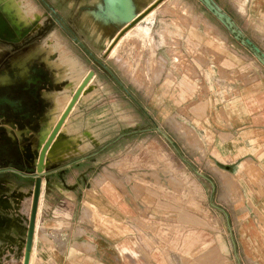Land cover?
Listing matches in <instances>:
<instances>
[{
	"label": "crops",
	"instance_id": "crops-1",
	"mask_svg": "<svg viewBox=\"0 0 264 264\" xmlns=\"http://www.w3.org/2000/svg\"><path fill=\"white\" fill-rule=\"evenodd\" d=\"M212 1L264 52V0ZM65 2L45 96L91 79L45 156L29 264H264V65L201 0H163L119 41L104 0ZM2 239L14 264L25 237Z\"/></svg>",
	"mask_w": 264,
	"mask_h": 264
},
{
	"label": "flooded vegetation",
	"instance_id": "flooded-vegetation-1",
	"mask_svg": "<svg viewBox=\"0 0 264 264\" xmlns=\"http://www.w3.org/2000/svg\"><path fill=\"white\" fill-rule=\"evenodd\" d=\"M43 4L52 12L53 20L35 33L31 28L23 29L10 22L0 5V47L5 48L0 50V100L10 103H0V176L9 171L8 176L15 178H35L21 152L29 144L27 138L40 134L47 115L56 105L45 94L60 92L45 66V55L30 54L32 45L48 38L59 20L52 6L45 1ZM88 8L86 5L81 9L85 13ZM17 134L23 137L21 141Z\"/></svg>",
	"mask_w": 264,
	"mask_h": 264
},
{
	"label": "rangeland",
	"instance_id": "rangeland-1",
	"mask_svg": "<svg viewBox=\"0 0 264 264\" xmlns=\"http://www.w3.org/2000/svg\"><path fill=\"white\" fill-rule=\"evenodd\" d=\"M43 1H45L46 4L47 3L50 4L51 6L52 4L54 3L56 4L58 2V0H0V5L3 12H5V16L8 18L10 22L11 21L16 22V24L23 29L31 28L33 29V33H35L39 30V27H42L43 25L47 24V22H50V20H53L52 12L48 10L45 4H43ZM61 2L64 4L66 3L65 0H61ZM45 47L48 48V52L52 51L53 53V55L51 56L52 60H57L56 56H58L57 58H59L60 56L59 63L64 62L69 57L68 54L66 53L67 52L66 47H64V45L61 44L59 34L56 31H52L51 35L48 36V38H46L45 40L43 38L40 40V42H37L36 44L32 45L30 54L32 53H35L37 55L41 53L43 54L44 52H46ZM4 49L5 48L0 47V50H4ZM248 52L250 54H253V52L250 50H248ZM63 97L64 96L61 97L60 95H56L55 102L57 103L55 107L47 115L45 119L46 121L43 123V128L40 134L35 136L34 138L35 140L33 141V149L35 147L39 148V142L43 141L47 143L50 140V137L54 129L57 127V125L61 121L60 119L62 118L68 107L70 106V103L72 102L71 98H68L67 96V99H65ZM60 99L61 102H58ZM154 129H155L154 125L151 126L149 124L150 135L155 137L156 139L158 138V134L155 132ZM35 166H36V162H35ZM35 166L32 167L33 171H36ZM9 187L13 188L10 194L7 192ZM34 188H35L34 181L25 180V179L21 181V179L19 178L16 179L15 177L12 176H0V189L4 192L3 193L4 195L8 196V198L14 203V205H17L18 203L17 201L22 197L19 205L20 207L18 209L15 208L16 210H18L19 213H22V208L26 210L27 208L32 207ZM12 202L10 203L3 202L2 206L3 205L5 207L8 206V208L14 209ZM18 217L22 222L21 227L24 228L18 229L13 233L17 237L10 238L9 244L12 246L22 247L24 242V247H25V241L28 235L27 228L29 225V221H27V217H23L21 215H19ZM24 222L25 225L23 224ZM21 231H22V236L25 237V240L23 239L24 240L23 242L21 241ZM6 244H7L6 242L2 243V241H0V254L3 252L4 245ZM13 249L14 251L12 253L10 252V254L11 256H13L12 258L16 260L14 264H23L25 251L22 250L18 251L16 248Z\"/></svg>",
	"mask_w": 264,
	"mask_h": 264
},
{
	"label": "water",
	"instance_id": "water-1",
	"mask_svg": "<svg viewBox=\"0 0 264 264\" xmlns=\"http://www.w3.org/2000/svg\"><path fill=\"white\" fill-rule=\"evenodd\" d=\"M108 6L109 9L111 10V14L117 18H120L122 21V24L124 23L126 25V28L121 32L119 38L116 41H119L124 34H126L128 31L133 29L137 24L141 22L142 19H144L149 13H151L156 7L163 1L159 0L157 4L152 6L150 9L146 10L144 13L141 14L140 17L137 16V13L133 11L131 7H129L128 0H104ZM204 6L208 9V11L213 15V17L217 18V20L225 26V28L228 30V32L233 35V37L241 43L246 49L250 50L253 52L254 56L264 65V54L261 51V49L252 41L247 39L244 34L234 25L233 21L229 16H227L223 11L221 10L220 7H218L214 1L212 0H201ZM115 45V44H114ZM113 45V46H114ZM91 79L89 76L87 80H85L84 84L82 87L78 90V92L74 95L72 98V102L70 103V106L60 119L61 121L57 125V127L54 129L50 140L46 143L42 151L39 153L38 151L33 150V141L35 140L34 135L31 139L27 138V142L29 143L27 146H24L21 152V155L23 157V160H25L31 167L30 170L32 173L36 176V182H35V188H34V197H33V203H32V208H31V218L29 220V225H28V235L27 239L25 241V256H24V263L23 264H29L30 258H31V253L33 251V240H34V235H35V224H36V218H37V209L39 205V200L41 196V186H42V178L46 176L43 170V166L45 164L46 160V154L50 147L52 146L54 140L56 139L55 137L59 133L60 129L66 122L67 117L69 116L71 110L75 106V104L78 102V98L80 95L83 93L85 88L88 86V82ZM35 83V79L32 81ZM1 104L8 103L6 100H0ZM10 104V103H8ZM2 113H5L4 110H1ZM23 138V137H22ZM32 140V141H31ZM39 159V165L40 167L35 171H33L32 167L35 166L36 160ZM35 172V173H34ZM26 178V176H24ZM3 197L8 198V196L3 194ZM20 204V203H19ZM12 210L10 209L8 213H4L0 210V236L10 233L11 235H14L13 233L17 231L18 229H23L21 227L22 222L20 218L18 217V223L19 226L16 228L11 227L12 223ZM11 215V216H10ZM19 216V215H18ZM20 232V231H19ZM11 253L14 251L13 247H10ZM3 256V254H1ZM0 255V256H1Z\"/></svg>",
	"mask_w": 264,
	"mask_h": 264
},
{
	"label": "bare ground",
	"instance_id": "bare-ground-1",
	"mask_svg": "<svg viewBox=\"0 0 264 264\" xmlns=\"http://www.w3.org/2000/svg\"><path fill=\"white\" fill-rule=\"evenodd\" d=\"M65 65V64H64ZM72 72V71H71ZM57 101V100H56ZM58 102H61V99L58 101ZM61 104V103H60ZM61 108V107H60ZM12 190L11 189H9L8 188V190H7V192L10 194V192H11ZM3 193L4 192H2V190L0 189V210L2 211V212H4V213H8V211L9 210H7L6 208H3V207H5L4 205L2 206V203L3 202H5V203H10V202H12L9 198H5V197H3ZM20 195H21V193H20ZM21 197V196H20ZM21 199H22V197L17 201L18 203H17V205H14V203H13V206H14V209H11L12 210V223H11V227L12 228H16V227H18L19 226V224H18V222H17V217H18V214H19V212H18V210H16L15 208H19L20 206V201H21ZM6 205V204H5ZM31 214H32V212H31ZM31 218V217H30ZM5 235V234H4ZM6 235H8L10 238H15V237H17L16 235H11L10 233H6ZM2 237H3V235L2 236H0V241H2L1 239H2ZM4 253V252H3ZM3 253H1V254H3ZM0 254V255H1Z\"/></svg>",
	"mask_w": 264,
	"mask_h": 264
}]
</instances>
